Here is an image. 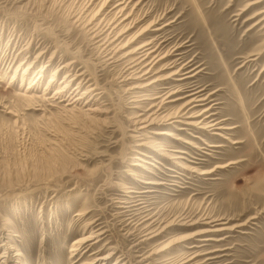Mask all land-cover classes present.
<instances>
[{"label":"rangeland","instance_id":"1","mask_svg":"<svg viewBox=\"0 0 264 264\" xmlns=\"http://www.w3.org/2000/svg\"><path fill=\"white\" fill-rule=\"evenodd\" d=\"M251 1L132 0L125 10L130 16L121 12L112 20L118 0H0V254L10 244L9 255L21 252L23 264H83L109 252L106 264L118 256L127 264H264V20L254 24L264 12L249 19L264 11V0L243 11ZM103 17L114 27L110 55L93 37ZM151 21L163 28L149 30L134 46L153 40L163 53H180L161 65L179 59L197 67L194 77L166 85L204 88L207 103L190 113L216 128L180 122L136 128L137 116L151 107L142 99L158 86L131 89L134 80H122L130 58L123 56ZM69 72L99 82L98 94H82L86 85L75 90V80L56 95ZM181 103H168L165 113ZM153 127L196 147L155 136ZM153 142L211 172L188 173L153 151ZM139 194L147 211L131 223L133 213L123 206ZM181 213L197 224L161 232ZM146 214L155 216L144 222ZM91 222L106 230L105 239L73 252ZM215 223L228 229L170 244ZM155 229L157 236L143 240ZM207 235L222 239L202 241Z\"/></svg>","mask_w":264,"mask_h":264},{"label":"bare ground","instance_id":"2","mask_svg":"<svg viewBox=\"0 0 264 264\" xmlns=\"http://www.w3.org/2000/svg\"><path fill=\"white\" fill-rule=\"evenodd\" d=\"M262 1L263 0L251 1L242 10L244 11L249 6H254L255 4H259ZM130 2H132V0H118V2L116 4H114V6L112 7L114 10V15H113L114 17L112 18V20L115 19L117 14H120L121 12H123V16H124L125 10H126V8H128L127 6L129 5ZM261 12H264V11L257 12L256 14L249 17V19L253 18V17L255 18L256 16L262 14ZM128 16H130V15H128V13H127L125 15L124 19H127ZM105 17L100 19V21L94 25L97 28L94 29V27H93V29H94L93 30V37H94V39L99 38V40H97V42L100 43L101 47H104L102 49H104L105 52H107V55H110V51H109L108 47L114 42V39H112V36H111V32L114 30V27L112 29V25H111L112 20H108L107 22L104 21ZM262 20H264L263 16H262V18L260 17V19H258L256 21V23H254V24H258V23L262 22ZM103 21L106 22L105 25H99L100 23H103ZM156 23H158V21H151L147 26H145L141 31H139V33L135 34L133 39L127 43V45L129 44L128 48L129 47H133V48L131 50L127 51L126 53H124V56H123V57H130V58L128 61L129 65L126 67V71L124 72V73H126V72H128V73L124 76V78L122 80H124V81L134 80V82H133L134 85L131 87V89H133V90L134 89H146V88L148 89L149 87L150 88H156L158 86V89H157L158 91H156L153 94H147L142 99V100H149V102H150L149 104L151 107L147 108L145 110V112L140 113L137 116L138 118L135 119V124H140V126L138 127V125H137L136 128L146 130L152 124L168 125V124H173V123H177V122L184 123L186 125H192V126H195L196 128H200V129H203L206 131H209V129L211 130V129L216 128V125H215L216 123H212V122L206 123V122H204V120H202V121L199 120L198 117L200 116L201 113H198V114L190 113V111L193 108L200 106V105H204L205 103H207L210 96H207L206 94L203 93L205 91L204 88H201L200 86H196L195 84H192L191 82L181 83L175 87H170V88H169V86L166 85L167 84L166 81L171 79V78H174V80H176L178 82H184L185 80L194 77L197 73L193 74L192 72L194 70H196L197 67H192L191 62L182 64L179 61V59H176L173 62H169V63L167 62V63H164L161 65V63L164 60H166L167 58H169V55L174 54V52L177 49H175L173 53H170V52L163 53L162 46H161L162 44L161 43H160V45L156 44V42H154L153 40L152 41H145L143 43H140V44L134 46L135 43L138 41V39L139 38L141 39L142 37H144V35L149 30L156 31V30H160L161 28H163V27H154ZM88 24H93V21H91V22L89 21ZM109 30H111V31H109ZM163 42H164V40H163ZM174 55H180V53H175ZM111 58H114V54L111 55L108 59H111ZM73 63H74L73 61L68 62V63L64 64L63 67H68V68L72 67L74 65ZM29 69H31V67L26 66L24 73ZM69 71H71V69H69ZM43 72H44V68L42 67L39 69V72H38L39 73L38 74L39 79L43 76L42 75ZM84 76H85L84 72H81V73L77 72L74 75L71 74L70 72L66 73L64 76L65 80H62V82H65L64 83L65 85L58 87L55 94L57 95V94L65 93L67 91V87L70 86V82L75 81V80H77V85L74 87L75 90L79 89L80 87H82L84 85L87 86L85 88V90H83L82 94H88L89 95V94H91V92L98 90L100 88L99 82L94 81V83H91V78H85ZM174 76H176V77H174ZM22 77L24 79V76H22ZM0 79H1V76H0ZM150 79H152V80H150ZM147 80H150V81L145 82ZM95 93L98 94L96 91H95ZM79 98H81V95H80V97H77L76 100H79ZM178 100H182V103L179 105V107H177L176 111L165 113L167 104L173 103V102L178 101ZM149 111H151V112L147 114V112H149ZM178 118H181L184 120H177ZM190 118H193V119H190ZM176 128L182 129V128L177 127V126H176ZM149 132L155 136L167 135L168 137L182 140L183 142H185L189 145H192L193 147H196L193 144L194 142L192 143L191 141L184 140V139L178 137L175 133H173V131H170L168 129L154 128L153 127L150 129ZM217 134H219L221 136L220 133H217ZM139 145H141V146H145V145L147 146L148 145L149 146V144L146 142H141ZM150 147L152 148L153 151L159 152L163 157L173 159L172 161L174 163H176L178 166L181 167V169L186 170L190 174L191 173H198L199 175H203L206 173L209 174L208 172H211L210 170L207 171V170L197 169L195 166H192V165L184 163V162H180L179 159L185 158L184 156H180V155L175 154V153H170L169 150L160 147L158 142H153ZM173 151L189 154L185 150H173ZM142 154L144 156H149V154H147L145 152H142ZM137 158L139 159L140 157H137ZM151 164H153V163H151ZM217 167L220 168L221 166H217ZM168 169L171 171H174V169L171 167H168ZM213 171H214V169H213ZM143 182L146 184H153V185L161 184L159 182L152 181V180H145ZM133 192L142 193V192H146V191H141V192L133 191ZM132 198H134V200L130 201L131 202V203L129 202L130 204H128L127 206H123V207H129L127 209V211H129L128 214L133 213L130 216L131 217L130 218L131 223L134 222V219H133L134 215L139 214V213H145V211H147L146 205L144 204L145 201L143 200V197L141 194L132 196ZM85 215H86V213H85ZM146 216L147 217H145L146 218L145 221L143 220L144 222H146L148 219H151L155 215L150 216L149 214H146ZM221 219H223V218H221ZM215 221H218V220H215ZM197 222L198 221H196V220L195 221L187 220L186 216L182 215V213H181V215L177 216L176 221H174V220L169 221V222L165 223V226L162 229L160 227V229L162 232L165 228L171 226L172 224H179V225L184 226V225H194V224H197ZM221 223L223 224V222H221ZM221 223H215L213 225H210V228H207V229L194 231L191 235H187L188 237H186V238L182 237L179 239H174V241H171L170 244L174 245L175 243L179 242L180 240L184 241L187 238H193V237H196V236L203 234V233L216 232V231L228 229L227 227H221V228L219 227L218 228L219 224H221ZM88 224L91 225V224H94V222L87 223L86 225H88ZM96 226H98V225H96ZM101 227L94 230L95 225H93V226L91 225L90 234L83 235L82 237L77 238L72 244V251L74 252L75 250L82 249L83 247L87 248L89 246H92L93 243L96 244V243L104 240L105 239L104 234L106 233V230H103ZM148 228H149V225H148ZM146 229L143 230V232L146 231ZM155 232H157L156 229L144 233L143 235L145 236V239H143V240L153 239L155 236H157L159 234V232H157V233H155ZM143 235H142V237H143ZM94 239H95V241L93 242L92 240H94ZM221 239L222 238L214 237V235H207V236L203 237L201 240L202 241H219ZM91 241L93 243H90ZM103 245H105V244H103ZM1 246H5V245L1 244ZM9 246H11V245L9 244ZM9 246L7 247L6 251H3L0 254V263L1 264H23L22 260L20 258L22 253L17 251L15 255H12V256L9 255V253H8L9 252L8 250L10 248ZM194 247H197V245H195V244L188 245V248H194ZM165 248H167V247H165ZM103 249L104 248L102 247L97 252L102 251ZM113 254H114V252L105 253V254H102L101 256H97L96 258L92 259L91 261H88V262L83 263V264H106L107 261L113 256ZM151 255H152V252H151ZM195 256H198V254L194 255V257ZM194 257H191L190 260ZM10 258H13V259H11V261H10ZM186 262H189V261H183L181 264H186ZM127 263H128V261L127 262L125 261V257L118 256L116 258V260L111 264H127ZM146 264H150V263H146ZM196 264H198V263H196Z\"/></svg>","mask_w":264,"mask_h":264}]
</instances>
